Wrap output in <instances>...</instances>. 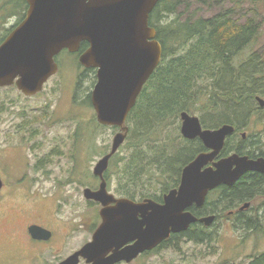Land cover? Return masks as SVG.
Returning a JSON list of instances; mask_svg holds the SVG:
<instances>
[{"label": "water", "instance_id": "1", "mask_svg": "<svg viewBox=\"0 0 264 264\" xmlns=\"http://www.w3.org/2000/svg\"><path fill=\"white\" fill-rule=\"evenodd\" d=\"M25 2L24 19L0 44V88L15 86L24 96L36 95L57 72L54 57L64 49L74 53L81 42H87L89 47L78 61L83 68L96 71L90 94L96 120L101 126L119 129L109 151L93 167L92 174L99 179L97 190H83L85 200L100 204L101 223L91 241L60 264H78L79 258L87 264L131 263L198 221L210 227L214 215L197 219L190 211L203 207L209 192L220 186L232 187L246 173L264 175L263 157L233 153L217 159L226 138L234 133L231 125L206 129L198 117L182 112L180 135L186 140L199 139L207 152L182 168L178 187L164 194L162 203L109 193L104 173L126 140L128 114L162 58L156 32L148 26L158 0ZM255 101L264 107L263 98L257 96ZM241 137L246 136L242 133ZM30 233L34 239L50 237L48 231L36 226Z\"/></svg>", "mask_w": 264, "mask_h": 264}, {"label": "trees", "instance_id": "2", "mask_svg": "<svg viewBox=\"0 0 264 264\" xmlns=\"http://www.w3.org/2000/svg\"><path fill=\"white\" fill-rule=\"evenodd\" d=\"M243 1L228 0L230 6L205 16L201 13L212 2L220 5L222 0H158L148 24L156 31L162 58L127 117L124 146L112 156L104 174L108 189L119 197L162 203L163 195L178 187L182 168L198 154L207 152L199 139L186 140L180 135L182 112L200 115V123L206 129L224 124L234 128L217 159L231 153L264 158V142L253 139L264 134V107L255 102L257 96L264 99V55L253 52L241 60L243 52L257 41L261 22L256 13L237 16L238 4ZM26 10L25 0H0V23L14 17L17 25ZM12 28L4 29L0 42ZM87 45L83 42L80 51ZM253 114L262 125L261 131L242 139L238 133ZM93 125L99 130L104 128L95 117ZM90 148L94 155L106 153L91 141ZM124 148L126 153L119 156ZM111 169L116 180L110 176ZM256 175L247 173L233 187H218L209 192L203 207L190 211L195 216H220L236 203L252 200V176ZM157 184L162 186L161 193L151 194L150 188ZM235 222L239 229L264 233V223L258 221L256 225L243 214ZM205 230L196 225L182 235L201 244L209 241ZM177 237L171 236L167 242ZM263 260L264 256L254 264Z\"/></svg>", "mask_w": 264, "mask_h": 264}, {"label": "rangeland", "instance_id": "3", "mask_svg": "<svg viewBox=\"0 0 264 264\" xmlns=\"http://www.w3.org/2000/svg\"><path fill=\"white\" fill-rule=\"evenodd\" d=\"M230 4L228 0H222L220 5L212 2L201 14L210 15ZM237 12L239 18L256 13L261 22L257 41L243 52L241 60L253 52L264 55V0H244L238 4ZM15 26L16 19L8 18L0 23V35L4 29ZM55 60L58 72L38 94L27 97L13 86L0 88V174L12 187L18 186L16 192L0 203V256L31 251L15 232L25 223L36 221L37 216L56 232L50 255L54 253L59 258L89 242L95 228L94 216L100 206L86 201L83 190L97 189L99 181L93 177L92 170L102 155L92 154L90 141L101 152H107L118 129L99 130L93 125L95 113L90 107V94L96 72L80 67L78 60L65 51ZM261 127L253 114L238 136L259 133ZM253 139L264 142V134ZM124 153L125 148L119 156ZM113 171L110 176L115 179L117 175ZM109 191L119 197L113 189ZM149 191L159 195L162 186L157 184ZM39 195L44 201L34 203L36 199L31 198ZM229 210L235 208L225 209L219 220L205 228L209 241L195 244L180 234L157 252L144 255L132 264H253L264 256V233L239 229L234 219H227ZM23 211L27 212L25 216ZM258 221L263 223L264 219ZM259 264H264V260Z\"/></svg>", "mask_w": 264, "mask_h": 264}, {"label": "flooded vegetation", "instance_id": "4", "mask_svg": "<svg viewBox=\"0 0 264 264\" xmlns=\"http://www.w3.org/2000/svg\"><path fill=\"white\" fill-rule=\"evenodd\" d=\"M81 44L79 46L78 51H76L74 53H70L67 50H63V51H65L68 54H71L72 56H74L78 60L79 56L88 49V45H87V47L83 51H80ZM57 56L59 57V55H57ZM56 57L54 58V60L56 59ZM55 63H56V60H55ZM56 65L58 68L59 67L58 63H56ZM256 174H257L256 176H252L255 179V181H254L255 193L252 194V196H253L252 200L247 201V202H243L242 204L236 203V206L234 207L235 210H229L227 212V219L228 220L234 219V221H235L240 214H243L244 217L251 218V220H254V223H256V225H257L258 219H260V220L262 218L264 219V175L259 174V173H256ZM0 180L2 183V186L0 189V203H1L2 200L3 201L5 200L7 195H10V194L16 192L18 186L12 187L5 179H3V176L1 174H0ZM22 180H24V178ZM97 181H99V180H97ZM225 187L226 186H221V188H225ZM227 188H229V187H227ZM34 197L35 196H33L31 198V200L36 199L34 201V203L44 201V197L42 195L37 196V198H34ZM88 202H90V201H88ZM90 203H93V202H90ZM253 203H257V206L254 207ZM93 204H96V203H93ZM244 204H249V206L247 208H244L243 207ZM97 205L98 204H96V206ZM192 208H196V207H192ZM100 209H101V207L95 213V216H94L93 225L95 226V228L92 231L91 238H92L93 233L95 232V230L98 228V226L101 223V218L99 216ZM196 209H200V208H196ZM249 211L253 212V213H251L253 216L250 215ZM25 213H27V212L23 211V216L26 215ZM213 215L215 216V221L219 220V218H220L219 215L218 216H216L215 214H213ZM206 216H210V215L195 216V217L197 219H200V218H203ZM40 221H42V217L37 216L36 221H31L30 223H25L24 225H22L21 228L16 229V232H15V234H17L23 238V241L25 242V246L28 245L31 248V251H28V253H26V254H12V255H8V256H0V264H60L62 261H64L65 259H67L68 257H70L71 255H73L75 252L78 251V250H75V251L71 252V254H69L63 258H59V256L54 255V253H51V255H50V252L52 250L51 244L55 241L57 234L54 230L50 229L48 225H45L44 223H41ZM196 225H200L201 227H204V225L198 221L195 224L191 225L190 228H192V226H196ZM32 226L40 227V228L48 231L50 233V237L46 240L34 239L30 233V228ZM204 228H209V227H204ZM63 241H65L64 237H63ZM165 243H163L162 245L153 249L150 252H145V253L139 255L131 263L120 262L117 264H132L134 261L140 260V258L144 255H147V254L152 253V252H157ZM78 264H87V263L84 259L79 258Z\"/></svg>", "mask_w": 264, "mask_h": 264}]
</instances>
